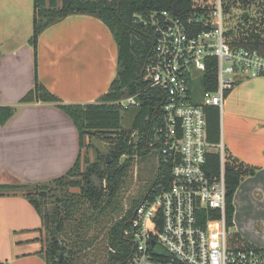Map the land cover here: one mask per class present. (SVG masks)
<instances>
[{
	"label": "crops",
	"instance_id": "obj_1",
	"mask_svg": "<svg viewBox=\"0 0 264 264\" xmlns=\"http://www.w3.org/2000/svg\"><path fill=\"white\" fill-rule=\"evenodd\" d=\"M34 19L35 0H0V105H18L0 123V184L48 182L65 174L83 151L76 125L56 104L18 103L37 82L66 103H92L120 70L115 35L96 15L58 20L41 33L37 50L30 43ZM237 84L227 96L219 141L226 142L242 175L231 227L252 230L264 243V76ZM45 239L31 201L0 195V264H47ZM243 245L264 247L253 240Z\"/></svg>",
	"mask_w": 264,
	"mask_h": 264
},
{
	"label": "built area",
	"instance_id": "obj_2",
	"mask_svg": "<svg viewBox=\"0 0 264 264\" xmlns=\"http://www.w3.org/2000/svg\"><path fill=\"white\" fill-rule=\"evenodd\" d=\"M222 7L220 0L185 16L136 15L153 41L143 77L163 95L149 143L171 170L167 185L146 194L123 230L133 249L121 264H264V247L228 246L225 145L209 140L208 107L222 109L239 80L264 76V53L226 37ZM122 104L138 105V96ZM214 152L217 174L209 170Z\"/></svg>",
	"mask_w": 264,
	"mask_h": 264
},
{
	"label": "trees",
	"instance_id": "obj_3",
	"mask_svg": "<svg viewBox=\"0 0 264 264\" xmlns=\"http://www.w3.org/2000/svg\"><path fill=\"white\" fill-rule=\"evenodd\" d=\"M194 7L192 0H35L34 33L30 43L37 50L41 33L58 20L73 14H93L112 30L119 46L120 70L109 91L92 103H66L46 86L36 83L20 100L52 102L73 120L80 134L82 150L85 137L95 134L110 144L100 161L90 163L80 152L75 164L63 175L48 182L0 184V195L21 194L38 209L46 233L47 264H119L133 249L123 237V230L135 209L152 188L170 179L171 166L160 165L156 179L148 191L135 199L124 213L120 191L129 175L130 160L150 151L149 140L154 134L160 112L162 92L149 87L142 74L152 55L151 33L137 14L147 17L151 11L170 10L185 16ZM230 33H232L230 31ZM234 45L257 49L264 53V41L241 40ZM1 57V51H0ZM215 77V71L212 72ZM215 88V86L213 87ZM137 95L139 104H122ZM18 105H0V123L5 124ZM136 107L130 129L123 128L124 112ZM209 140L221 138V114L217 107H208ZM110 155L112 162L107 163ZM85 164V167L83 166ZM210 172H220V156L209 155ZM239 169L226 167L227 222L234 224V196L241 183ZM64 251L62 260L60 253Z\"/></svg>",
	"mask_w": 264,
	"mask_h": 264
},
{
	"label": "rangeland",
	"instance_id": "obj_4",
	"mask_svg": "<svg viewBox=\"0 0 264 264\" xmlns=\"http://www.w3.org/2000/svg\"><path fill=\"white\" fill-rule=\"evenodd\" d=\"M194 7L213 9L219 6L220 0H192ZM222 11L224 30L227 32L226 37L232 42L254 41L259 38L264 41V0H222ZM230 31L232 33H230ZM232 89H236V87ZM230 90V92L232 91ZM229 92L227 93L228 96ZM228 97H226L227 100ZM137 108L132 107L124 112L123 128L130 129L132 117ZM226 101L223 108H220L221 127H224V117L226 115ZM102 135V134H100ZM99 134H95L92 138L85 137L83 148V157L90 163L100 161L101 157L108 153L110 144L106 138H101ZM224 160L226 166L237 168L235 156L230 152L226 142ZM86 163H83L85 167ZM160 168L159 151L157 147H153L145 154L135 156L130 160L129 175L120 191L121 204L124 213L131 209L135 199H140L141 195L148 191L151 183L156 179ZM250 221V220H249ZM252 226V225H251ZM259 226V225H258ZM263 226V225H261ZM259 227L253 225L256 231ZM259 231V230H257ZM240 233V234H238ZM252 230H245L238 226L231 227L227 236V243L230 248L243 247L247 240H253L255 245L264 246V243L257 237L252 236Z\"/></svg>",
	"mask_w": 264,
	"mask_h": 264
},
{
	"label": "water",
	"instance_id": "obj_5",
	"mask_svg": "<svg viewBox=\"0 0 264 264\" xmlns=\"http://www.w3.org/2000/svg\"><path fill=\"white\" fill-rule=\"evenodd\" d=\"M122 2V0H119V3H121ZM145 69H146V65L143 67V69H142V74H144V72H145ZM110 162H112V158L110 157V155H108L107 156V163H110ZM131 221V219L129 220V222ZM63 256H64V251H62L61 253H60V259L62 260V258H63ZM119 264H121V263H119Z\"/></svg>",
	"mask_w": 264,
	"mask_h": 264
}]
</instances>
